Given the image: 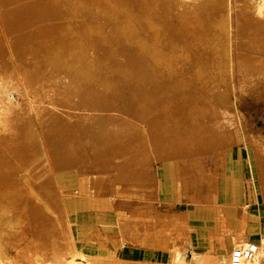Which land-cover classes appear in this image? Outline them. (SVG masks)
I'll list each match as a JSON object with an SVG mask.
<instances>
[{
  "label": "bare ground",
  "instance_id": "6f19581e",
  "mask_svg": "<svg viewBox=\"0 0 264 264\" xmlns=\"http://www.w3.org/2000/svg\"><path fill=\"white\" fill-rule=\"evenodd\" d=\"M28 1L30 3L20 5L18 12L20 15H25L23 18L33 20L29 27L21 28V31L43 34V32L49 33V27H51L52 33L60 34L54 41L62 45L55 46L63 47L66 45L64 41L73 39L78 34L79 40L76 47L86 50L90 56H93L101 47L107 46V42L103 43L101 39L102 33L108 28L107 31L114 35L113 44L117 47L137 50L135 60L132 58L131 60L133 63H139L143 60L142 58L148 60L147 56L151 53H147L142 48L151 45L166 48L164 40L171 36V29L174 28L176 33L188 40L183 45L185 50L177 51L174 58L175 64H186L185 57L191 54L208 66L217 62L221 67H228V69L220 72L218 77V74L214 72L203 71L204 73L200 74L201 77L196 78L205 84V89L197 88L199 92L191 89L189 96H199L204 100L210 98V101L198 102L194 107L181 103L169 110L171 114L173 112L194 113L195 111L197 123L199 121L198 128L193 131L190 129L189 132L184 130L179 133L175 132L178 135L175 139L177 146L164 150L161 157V162H169L171 167L177 188L175 196L179 201L192 204L191 208L163 211L158 209L154 201L160 202L162 199L160 184L157 181L155 170L151 168L147 172L145 169L149 164L147 162L149 155L146 153L141 154L139 161L136 160L138 157L131 155L136 158L131 157L132 162L121 165L114 172L118 180L116 182L121 184L118 187V194H114L109 188L107 180L99 179L96 182L93 179L89 180L87 176H90L86 174L73 180L71 184L63 183L62 173L57 171L54 180L49 178L41 182L28 183L25 194L7 197L0 204V210L3 206L10 209V216L5 217L0 213V264H192L191 259L195 260L194 264H215V256L218 250L224 247L225 239L229 235L233 237V240L231 248L225 255L226 264H229L232 249L254 242L252 238L255 235H258L257 242H255L257 250L245 261V264H264V219L262 220L258 213L251 212L250 206L249 208L246 206L247 202L255 200L252 183L256 178L264 208V139L260 137V130L251 126L254 115L259 114L264 119V104L254 106L252 102L253 100H264V81L257 79L260 85L252 84L254 83L252 79L246 76L233 81L234 72L232 71L233 59L238 67L245 63L246 65L251 64V62H257L256 67L264 64V58L259 56L262 55L259 51L264 48V0H237L235 4L231 0H214L210 6L212 7L209 12L212 17L210 20L201 17L203 15L201 11H195L199 7L196 0H187L189 1L187 4L175 3L169 9L151 8L152 11H149L148 16L149 20L154 23L153 31L143 38L153 40L141 46L133 45L136 42L134 39L136 35L128 40L132 45H125L126 38H123L122 30L124 25L138 22L141 14L148 12L147 0L56 1L57 5L67 6L64 11L66 14L69 9H72L71 6L79 9V14L69 16L74 19L69 27L62 26L63 24L58 20L53 21V19L61 18L59 13L54 11L50 0ZM18 12L11 11L9 15L13 17L12 19H20ZM233 14L238 21L234 27L236 34L232 33L237 35L233 36L237 46L235 58L229 51L231 50L230 41L222 33V30L226 33L231 30V22L224 23V19H219L221 23H224L221 28L222 26L217 23L218 19H213V17H231ZM45 19L49 22L46 23ZM168 20L173 21V24L169 25ZM162 21L164 22L161 23ZM141 26L145 32H149L148 25L142 24ZM160 31L165 34V36L162 35V44L156 41L160 38ZM219 38H224L227 42L215 45V40ZM189 40L192 43H189ZM52 44L53 41L48 43L50 47L53 46ZM44 46L47 44L28 45L34 53V49ZM70 46L72 47V44ZM215 46H219L220 51L214 49ZM176 47L182 49L181 45H176ZM243 53L249 54L242 55ZM33 59L38 69L36 75L31 76L30 73H25L17 82L23 94L27 95L28 92L34 91V98L31 99V103H25V108L27 111H34L39 117L43 113L54 114L57 112L55 109L41 103L42 98L51 101L54 96L58 95L54 94L53 89L55 88L52 89L44 83L45 76H52L54 71L40 70L37 56L33 55ZM156 60L149 57L148 63L152 66L158 63ZM117 61L122 64L131 63L130 60L121 56L117 58ZM194 62L197 60L194 59ZM88 63L96 64V60L92 57ZM180 70L177 71L178 74ZM188 71L191 76V68ZM173 72H170V75ZM209 74L213 75L212 79L217 80L216 83H212V88H209L211 84L207 87L209 84L205 80ZM203 78H205L204 81ZM64 88L65 86L60 91L62 92ZM201 89H204L202 93ZM153 92L148 88L149 95H153ZM90 93L94 96L100 95L98 90L93 88L90 89ZM217 95L223 96V98L220 97L221 102H224V97L228 98L229 100L226 99V101H231L230 104L218 106L214 99ZM9 103L6 87L0 83V145L7 148L9 144L12 153L10 159L2 163L3 166L8 165L4 174L9 175L12 172L14 175V170L18 169L20 172L18 176L28 180L31 177L29 173L31 167L27 164L29 154L25 146L21 144L24 140L20 135L24 125L7 118L6 109ZM110 107L122 111L128 106L117 104L110 105ZM157 110L156 105L148 107L136 105L130 113L135 115V118L142 119L145 116L144 113H151L149 114L151 117L152 113ZM112 116L107 117L109 119ZM213 117L219 119L220 123L215 122ZM146 118L148 119V115ZM62 123H58L56 131L47 132V139L51 146L62 143L65 136L78 137L82 134L81 124L75 123L74 126V123ZM128 123L105 122L103 128L105 132L107 131L105 134L101 136L88 134L86 137H89L93 144L111 146L108 149L113 151L116 146L125 144L129 138L131 140L134 136H138L133 133ZM238 127L241 128V135H239ZM153 135L158 136V132ZM86 142L88 143L89 140L87 139ZM75 143L83 144L85 139L76 140ZM139 143L144 144L143 141ZM238 143H242L247 148L251 158L248 178L243 176L240 164L232 161L229 152L231 147ZM114 155L117 154L114 153ZM108 156L109 152H103L91 160L105 159ZM80 158H77L80 159L77 161L80 164L75 168V172L82 173L91 157L89 159ZM143 162L148 163L144 167L145 172L141 169ZM108 166L106 164L105 167ZM54 182H57L58 186H55ZM73 189L76 191L73 193L75 196H70L71 199L66 195L64 197L61 195ZM99 209L112 211L115 217L118 231L116 234L111 233L114 235L110 239L120 244L126 242L142 247L145 249V257L142 260L118 257L114 250L106 247L105 238L100 231L85 228L92 223L88 219L82 223L86 226L77 229L75 233L70 224V218L72 219L73 215L70 216V214L77 210L97 213ZM90 218L94 216L91 215ZM77 238H86L96 243L97 248L84 249L76 243ZM16 241H25V243ZM158 248L166 253L165 259L153 260V253Z\"/></svg>",
  "mask_w": 264,
  "mask_h": 264
},
{
  "label": "rangeland",
  "instance_id": "374dc122",
  "mask_svg": "<svg viewBox=\"0 0 264 264\" xmlns=\"http://www.w3.org/2000/svg\"><path fill=\"white\" fill-rule=\"evenodd\" d=\"M56 1L59 2L61 0H50V3L53 5L54 11L59 13L61 19H53V21L58 20L59 23L63 24L62 26L69 27L74 20L69 16L79 14L80 11L76 6H71L72 9H69L68 14H66L64 11L67 9V6L60 4L57 5ZM236 1L237 0H231L234 4ZM195 2L199 3V7L195 11H201L203 13L201 17L204 19H212L209 12L212 8L210 7L211 3H213L214 0H196ZM25 3L27 4L30 2L28 0H0V61H2V67L0 69V83L6 87L7 99L10 101L9 106L6 109L7 118L13 122L18 121L19 124L23 123L24 125L23 132L22 134L20 133L24 140L21 144L25 146V149L29 154L27 164L31 167L29 171L31 177H29L28 180H25L23 177H19L18 175H20V172L18 169L16 170L15 167H13V169L16 170V172L14 170V175L12 172L9 175L4 174L6 169H8V165L3 166L2 163L9 160L12 153L8 143V147L6 146L7 148H3L0 145V204H2L7 197L25 194L28 183L41 182L42 180L49 178L54 180L56 178L55 174L57 171L62 173L63 183L68 182L71 184L73 180L83 177L86 174H89L90 177L87 176L89 180L93 179L96 180V182H98L99 179L104 181L107 180L109 181L107 184L109 185V188L113 190L114 194H118V187L121 186V184L116 182L118 180L114 176V172L117 171L118 167L121 165L132 162V158L138 157L136 160L139 161V159H141V154L146 153L149 155L147 156V162L149 164L143 162L141 164V169L148 164V167L146 165L148 170H151V168L155 170L157 181L160 184L162 197L160 202H157V200L154 201L158 206V209L163 211L166 209L185 210L191 208L192 204L179 201L175 196L177 188L172 175L171 167L169 162L162 163L161 157L165 152L164 150L172 149L177 146V144H175V139L178 135H176L175 132L179 133L183 130L186 132L191 130L193 131L198 128L197 125L199 121L197 123L198 119L195 111V114L193 112H173L171 114L169 110L170 108H173V106H177L181 103L194 107L198 102H204L205 100L206 102L208 100L210 101V98L208 100L207 98L204 100V98H200L199 96H189L192 91L191 89L199 92L196 90L197 88H204L205 84L196 78H200V74L204 72L207 73V71L218 74V77L219 74H221L220 72H223V70L226 71L228 67H221V65L217 62L209 64L208 66V64L202 63L201 59L194 58L191 54L189 57H185L187 62L186 64H175L174 58L177 55V51H184V42L187 43L188 40L186 38H182L181 34L176 33L174 28L171 29V36L164 40L166 48L157 45L144 47L145 49L142 48L143 50H146L147 53L151 52L148 56L152 60L155 61V59H157L156 61H158V63L152 66L148 63V56V60L142 58L143 60L141 62L133 63L131 58L135 60V51L137 50H130L129 47H117L116 44H113L115 41L114 35L107 31L108 28H106V32L102 33L103 36L101 39V42H107V46L101 47L97 51V54H93V56H90L86 50L76 47L79 40L78 34H76L73 39L71 38L64 41L66 42V45L63 47L55 46L62 45L61 43H56L54 41L55 38L60 36V34L52 33L51 27H49V33L43 32V34L41 32L29 33L21 31V28L25 29L26 27H29L33 20L23 18L25 15H20L18 12L20 5ZM175 3L187 4L189 1L147 0L146 7L148 12L142 13L140 16L141 19H139L138 22H133L132 25H124L123 27V38H126L124 42L125 45H132L128 40L135 35L137 37L134 38L136 41L133 43L134 46L151 43V40L153 39L143 38L145 36H149L154 27V23L149 20V11H152L151 8H155V10L169 9V7ZM11 11H15L16 13L18 12L20 19H12L13 17L9 15ZM213 19H218L217 23L222 26L221 28H223L225 22H231V30L227 33L222 30V33L226 36V39L230 41L231 50L229 51L232 52V57L235 58L234 54L237 51V46L235 44L236 40L233 39V36L237 35L233 34H236L234 27L238 22L237 17L233 14L231 17H213ZM219 19H224V23H221ZM82 20L88 21L90 19ZM45 21L46 23L49 22L47 19H45ZM158 21L160 20L158 19ZM163 22L164 21L161 23ZM168 22L169 25L173 24V21L171 22V20H168ZM142 24H146L150 27L149 32H145L142 29ZM58 30L60 29L58 28ZM161 32L162 31L159 32V40L156 41L162 44V35L165 36V34L164 32ZM51 41H53L52 47H50L51 45H48ZM215 42V45H217L220 42L225 43L227 41L224 38H219L218 40H215ZM35 43L47 44V46L38 47L37 49L33 48L35 51L34 53L33 50L29 49L28 45H33ZM189 43H192V41L189 40ZM70 44H72V47ZM176 45H181L182 49L176 47ZM214 49L220 51L221 48H219V46H215ZM196 50L198 49L196 48ZM259 52L262 54L259 55L260 58L263 59L264 48ZM248 54L249 53H243L242 55ZM33 55H36L39 60L38 64L40 70H44L45 72L47 70L54 71L52 76H45L47 81L45 80L44 83L52 89L55 88L53 89L54 94L58 95L51 99L52 102L48 101L46 98H42L41 100L43 105L50 106L57 111L54 114L43 113V115L39 117L34 111H27L25 108V103H31V99L34 98V91L28 92L27 95L23 94L22 89L17 85V82L25 73H30L31 76L36 75L38 69L35 66ZM119 56L130 60L131 63H119L117 61ZM92 57L96 60V64L88 63ZM194 59H196L197 62H194ZM255 63L257 62H251V64L248 65L245 63V65L241 64L238 67L236 65V61L233 59V81H236L242 76H246L248 79H252L254 82L252 84L260 85L257 79H260L261 82L264 81V64L263 66L261 64L256 67ZM194 67L196 68L193 69ZM190 68L192 71L191 76L188 74V69ZM176 70H180V74H178ZM170 72H173L174 74L171 73L172 75H170ZM177 74L179 77L180 75L182 76L180 77L181 79ZM212 77L213 75L209 74V77L206 79L203 78V81L205 79L207 80L206 83L209 84L207 87L211 84L209 88H212V83L214 84L217 82V80L214 78L212 79ZM188 78L190 79L188 80ZM64 86L65 88L61 92L60 90ZM92 88L98 90L100 95L94 96L91 94L90 89ZM148 88L152 92L155 90L153 95H149L147 93ZM204 89H201L200 92L202 93ZM121 92L124 96L120 94ZM214 97L218 106H224L227 105V103L230 104L231 102L228 101V98L224 97V104V102H221L222 100L220 99V97L223 98V96L219 97L217 95ZM226 99L228 100L226 101ZM252 102L255 104L254 106L264 104V100H253ZM117 104H123L128 107L127 109H122V111H119V109H116L115 107H110V105L113 106ZM136 105H143L147 107L156 105L158 110L153 112L154 114L152 113V118L149 116L151 113L147 112L144 113L145 116H143L142 119H137L134 117L135 115L133 116L130 113L133 106ZM244 112L246 111L244 110ZM109 115L113 116L108 119L107 116ZM147 115L148 119L146 118ZM110 118H112V120H110ZM216 119L214 118V121L218 123L219 119ZM110 121L111 124L129 122L128 124L131 127V130H133L134 134H138V136H134L131 140L130 138L129 140L127 139L128 141L125 144L116 146V149H112L113 151L108 149L111 146L93 144L89 137H86L88 134H96V136H101L103 133L105 134L107 131L105 132L103 129L104 124L105 122ZM62 122L71 124L74 123V126L75 123H79V125L81 124L83 128V135L80 134L81 136L79 135L78 137L75 135L71 137L65 136L62 139V143L51 146L47 139V132L49 131L51 133V131H56L57 129L55 128H57L59 124H63ZM251 126L252 128H258L260 130V137L264 139V119L261 115L258 114L252 117ZM155 132H158V136L156 137L153 135ZM238 132L239 135H241L240 127H238ZM81 139H85V143H75L76 140L79 141ZM87 139L91 143H87ZM140 141H143L144 144H140ZM161 141H163V143H161ZM103 152H109V156L105 159H96L95 161L91 160ZM229 152L231 158L233 159L232 161H236L240 164L243 176L248 178L250 176L249 165L251 158L247 148L242 143H238L233 145ZM114 153L117 155H114ZM131 155L136 157H132ZM84 156L88 159L90 157L91 158L90 161H88L86 168H84L85 171L82 172L84 174L83 175L80 171L75 172V168L80 164L77 161H80V157L85 158ZM106 164L107 166L109 164V168L105 167ZM91 174L93 175L91 176ZM253 180L252 189L255 191V200L247 202L246 206H248V208L250 206L249 210L251 212L258 213L263 220L264 208L262 206V199L256 178ZM54 184L55 186H58L57 182H54ZM75 191L76 190L73 189L71 192H63L61 195H66L68 197L75 196L73 195ZM9 212L10 209L5 206H3L0 210V213H2L5 217L9 215ZM90 212L92 211L77 210L76 212L70 214V216L73 215L72 219L70 218V224L73 226L75 233L77 232V229L79 230L80 228H84L86 226L85 224L82 225V223L85 219H88L92 221V223L85 228H88V230L96 229L100 231L102 236L105 238L106 247L110 250H114L118 257L122 259L134 260H142L145 257V249L142 247L126 242L120 244L119 242H113L110 239L111 236L116 234L118 231L112 211L99 209L97 213ZM90 214L93 215L94 218L91 219ZM106 236L108 237V240ZM257 238L258 235H255L252 240L257 242ZM109 240L113 243L111 241L109 242ZM232 240L233 237L231 235L226 237L224 247L219 249L215 256V264H226L225 255L231 248ZM18 243L24 244L25 241H19ZM76 243L84 249L87 248L91 250L93 248H97V246H95L96 243H92L86 238H77ZM152 258L153 260H163L166 258V253L159 248L155 249ZM191 261L192 264L195 263L194 259H191Z\"/></svg>",
  "mask_w": 264,
  "mask_h": 264
},
{
  "label": "built area",
  "instance_id": "2783aa9c",
  "mask_svg": "<svg viewBox=\"0 0 264 264\" xmlns=\"http://www.w3.org/2000/svg\"><path fill=\"white\" fill-rule=\"evenodd\" d=\"M256 250L257 244L255 242H250L244 247L233 248L229 264H245V261L250 258Z\"/></svg>",
  "mask_w": 264,
  "mask_h": 264
},
{
  "label": "crops",
  "instance_id": "0c3cea01",
  "mask_svg": "<svg viewBox=\"0 0 264 264\" xmlns=\"http://www.w3.org/2000/svg\"><path fill=\"white\" fill-rule=\"evenodd\" d=\"M146 169H147V172H148L149 170H148V168H147V167H146ZM142 170H144V168H143ZM145 171H146V170H144V172H145ZM63 197H64V196H63ZM137 247H138V246H137ZM132 252H133V251H132Z\"/></svg>",
  "mask_w": 264,
  "mask_h": 264
}]
</instances>
